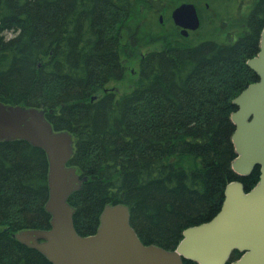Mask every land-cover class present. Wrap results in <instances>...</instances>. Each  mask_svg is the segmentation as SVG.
Here are the masks:
<instances>
[{
    "label": "trees",
    "instance_id": "trees-1",
    "mask_svg": "<svg viewBox=\"0 0 264 264\" xmlns=\"http://www.w3.org/2000/svg\"><path fill=\"white\" fill-rule=\"evenodd\" d=\"M242 1L237 42L192 45L155 26L177 6L169 0H0V103L44 110L72 135L69 166L87 178L68 201L78 234H95L103 209L121 204L143 244L174 250L218 214L229 183L256 185L258 169L232 170V103L257 81L247 61L264 28V0ZM136 57L131 90L105 92ZM48 170L44 151L0 141V264H51L13 237L50 228Z\"/></svg>",
    "mask_w": 264,
    "mask_h": 264
},
{
    "label": "water",
    "instance_id": "water-1",
    "mask_svg": "<svg viewBox=\"0 0 264 264\" xmlns=\"http://www.w3.org/2000/svg\"><path fill=\"white\" fill-rule=\"evenodd\" d=\"M171 18L183 37L200 28L192 3L176 7ZM247 67L259 80L232 103L237 108L231 115L236 153L232 170L247 178L258 169V182L249 191L240 181L229 183L218 214L187 228L174 250L143 244L131 225L129 207L121 204L103 209L95 234H78L75 210L68 201L87 178L69 166L75 147L72 135L55 131L44 110L0 103V141H25L44 151L49 163L45 210L51 217L50 228L24 230L13 237L51 264H264V28L259 52ZM235 252L240 257L231 262Z\"/></svg>",
    "mask_w": 264,
    "mask_h": 264
},
{
    "label": "rangeland",
    "instance_id": "rangeland-1",
    "mask_svg": "<svg viewBox=\"0 0 264 264\" xmlns=\"http://www.w3.org/2000/svg\"><path fill=\"white\" fill-rule=\"evenodd\" d=\"M168 3H174L180 6L183 3H192L196 5L200 19V28L190 38L179 36L187 44H197L206 40H214L222 43H235L243 33H245V19L249 12V6L242 0H169ZM175 7V8H176ZM159 15L155 21V26L160 28L161 32L173 30V21L171 20L172 11ZM162 16V21L160 17ZM143 27V23H142ZM159 35V31L157 30ZM180 40V42H181ZM144 53V51H143ZM139 57L134 58L126 63V79L119 83H112L107 88L115 89L118 95L127 93L133 87L137 78L139 68Z\"/></svg>",
    "mask_w": 264,
    "mask_h": 264
},
{
    "label": "flooded vegetation",
    "instance_id": "flooded-vegetation-1",
    "mask_svg": "<svg viewBox=\"0 0 264 264\" xmlns=\"http://www.w3.org/2000/svg\"><path fill=\"white\" fill-rule=\"evenodd\" d=\"M243 4V3H242ZM195 7H196V5H195ZM196 9H197V7H196ZM198 13V12H197ZM172 20V19H171ZM160 21H162V16L160 17ZM173 27H174V29L181 35V32H182V30L180 29V28H178L177 26H175L174 25V23H173ZM199 31V30H198ZM197 31V32H198ZM196 31H194V32H192V31H188V37H187V39L188 38H190L194 33H197ZM262 32V31H261ZM261 32H260V34H259V40H258V49H259V46H260V35H261ZM239 39H240V37H239ZM238 39V40H239ZM237 40V41H238ZM259 79H258V77H257V81H258ZM257 81H255V82H257ZM120 82H122V81H120ZM254 82V83H255ZM116 83H119V82H116ZM108 90H110V91H114L116 94H117V92H116V90L115 89H109V88H106L105 89V92H107Z\"/></svg>",
    "mask_w": 264,
    "mask_h": 264
}]
</instances>
